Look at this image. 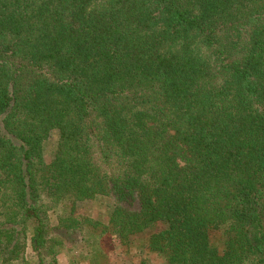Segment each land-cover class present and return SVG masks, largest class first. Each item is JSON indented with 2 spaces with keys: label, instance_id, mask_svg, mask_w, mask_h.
I'll return each instance as SVG.
<instances>
[{
  "label": "trees",
  "instance_id": "obj_1",
  "mask_svg": "<svg viewBox=\"0 0 264 264\" xmlns=\"http://www.w3.org/2000/svg\"><path fill=\"white\" fill-rule=\"evenodd\" d=\"M108 238L264 264V0H0V264Z\"/></svg>",
  "mask_w": 264,
  "mask_h": 264
},
{
  "label": "rangeland",
  "instance_id": "obj_2",
  "mask_svg": "<svg viewBox=\"0 0 264 264\" xmlns=\"http://www.w3.org/2000/svg\"><path fill=\"white\" fill-rule=\"evenodd\" d=\"M57 142V137L53 135L47 145L46 148V157L47 160H51L54 155L55 146ZM108 201L103 198H97L94 201L90 202L85 206V210L89 212L91 218L106 222L108 220ZM144 235L141 238H147ZM147 240V239H146ZM214 241L217 240V237L213 238ZM116 241L113 238H108L104 242V260H102V264H139L140 259L138 255H134V251L127 252L125 248L122 246L120 248L115 243ZM73 252H62L60 254V264H71V256ZM82 262V261H81ZM76 264V263H75ZM82 264H88V261L82 262Z\"/></svg>",
  "mask_w": 264,
  "mask_h": 264
}]
</instances>
